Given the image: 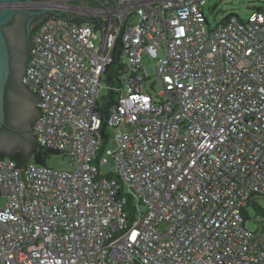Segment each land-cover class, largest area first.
Instances as JSON below:
<instances>
[{"label":"built area","instance_id":"1","mask_svg":"<svg viewBox=\"0 0 264 264\" xmlns=\"http://www.w3.org/2000/svg\"><path fill=\"white\" fill-rule=\"evenodd\" d=\"M205 2L10 4L99 28L46 15L32 34L31 131L76 166L29 161L22 177L0 155V264H264V220L245 227L264 200V8L211 27Z\"/></svg>","mask_w":264,"mask_h":264},{"label":"flooded vegetation","instance_id":"2","mask_svg":"<svg viewBox=\"0 0 264 264\" xmlns=\"http://www.w3.org/2000/svg\"><path fill=\"white\" fill-rule=\"evenodd\" d=\"M44 18V14H29L28 10H17V13L2 26V35L9 53V80L11 84L18 86L20 77L28 63L31 29ZM20 93L25 101H32L31 108L23 103L21 108L17 107L12 98L13 93ZM8 107L13 115L7 122V126L13 131L29 130L31 123L37 116V109L34 106V97L27 90L10 88L6 94ZM0 149L6 150L0 144Z\"/></svg>","mask_w":264,"mask_h":264},{"label":"rangeland","instance_id":"3","mask_svg":"<svg viewBox=\"0 0 264 264\" xmlns=\"http://www.w3.org/2000/svg\"><path fill=\"white\" fill-rule=\"evenodd\" d=\"M212 6H215L213 9H210ZM256 7H264V0H206L203 7L204 13L208 19L211 27L216 26V24L225 17L226 15L233 13L238 15L241 19L246 20L252 11H255ZM142 63L145 67L147 78L145 81L146 88L155 95L160 89L161 85L159 80L155 76L154 71V62L148 56L142 57ZM154 84V88H151V85ZM109 84L102 79L99 90V99L108 94ZM107 133L109 134V142L106 145V149H113L115 147V142L112 139L114 132L111 128H107ZM108 162L112 163V158L110 155L105 154ZM46 165L57 169L65 171H73L75 169V164H68L66 158L62 154H53L46 159ZM102 169L105 171L106 166H102ZM5 199L0 193V206H4ZM258 205L262 211H256L254 208L249 207L246 209L249 219L245 222V227L250 230H255L257 228L256 221L260 219L264 220V200H258ZM143 208V207H141Z\"/></svg>","mask_w":264,"mask_h":264},{"label":"water","instance_id":"4","mask_svg":"<svg viewBox=\"0 0 264 264\" xmlns=\"http://www.w3.org/2000/svg\"><path fill=\"white\" fill-rule=\"evenodd\" d=\"M18 1H41V0H0L1 3L5 4L4 8L0 9V126L4 124V91H5V86L8 81L9 72H10L9 53H8V49L5 43V38L2 35V26L17 13V10H13L10 8V4H12L13 2H18ZM28 13L31 15L44 14V16L50 14V15H54L55 17L66 15L69 22H73L76 24L80 22H96V28H99L97 27V21H94V19H88L86 17L78 16V15L69 17L68 13L65 11H57V10H50V9H28ZM113 20L116 22L115 19ZM107 23H110V22H107ZM107 23H104V24H107ZM116 25H117V22H116ZM32 47L33 46L30 42V48ZM30 48H29V51H30ZM21 77H20V80H21ZM20 80H19V84H20ZM22 85H20L19 87L20 89L22 88L23 90H27L31 95H33L27 89V87H25V85H23L24 87ZM33 97H34V106H35L36 102L39 100V97L37 95L35 96L33 95ZM12 98L14 99V102L17 105V107H19V109L21 108V105H23V103L26 104V107L28 108H31L33 106L32 101H28V100L25 101V98H23V96L18 92L13 93ZM37 113L38 114L36 118L40 116L39 108H37ZM19 132L20 131H13L11 129L0 130V144L6 150H8V151H5L3 149L2 150L0 149V152L11 153V152L20 150V148H23V140ZM25 151L27 152L28 148H25ZM14 168H18L20 170L21 176L23 177L24 164L21 166H18L17 164H15Z\"/></svg>","mask_w":264,"mask_h":264},{"label":"trees","instance_id":"5","mask_svg":"<svg viewBox=\"0 0 264 264\" xmlns=\"http://www.w3.org/2000/svg\"><path fill=\"white\" fill-rule=\"evenodd\" d=\"M214 7L215 6H212L210 9H213ZM263 8L264 7H256L255 9L256 10H261ZM232 15H236V14L230 13V14L226 15L225 17H223L222 19H220V21L218 23H224ZM49 16H51V15L49 14ZM38 24L39 23H37L31 29V34H30V37H29L30 38V42H31L32 34H33L34 30L36 29ZM114 62H112V63H114ZM113 65L114 64H110L107 67V73L112 72V70L114 69ZM20 85H22L21 82H20V84L18 86L11 84L9 79H8V81L6 83L5 91H4V124H2L0 126V130H9L10 129L7 126V122L11 118V116L13 115L12 109L10 107H8L7 102H6L7 91L10 88L15 90L16 88H19ZM111 97H112V95H109V98H111ZM107 103H108L107 99L105 98L104 101H103V104L105 105ZM36 109H37V107H36ZM32 123H31V126H30L29 130H22V131L19 132L21 137H22V140H23V148H20V150H17V151L11 152V153L0 152L1 156L10 157L11 159H13L16 162V164L18 166H21V165H23V164H25V163H27L29 161H33V162L38 163V164H46V159L48 157H50L53 154H58V152H56V151H53V150H50V149H45V148H43V147H41L40 145L37 144V142L35 140V137L33 136L32 131H31ZM25 148H28L27 152L25 151Z\"/></svg>","mask_w":264,"mask_h":264},{"label":"crops","instance_id":"6","mask_svg":"<svg viewBox=\"0 0 264 264\" xmlns=\"http://www.w3.org/2000/svg\"><path fill=\"white\" fill-rule=\"evenodd\" d=\"M35 106H36V104H35Z\"/></svg>","mask_w":264,"mask_h":264}]
</instances>
